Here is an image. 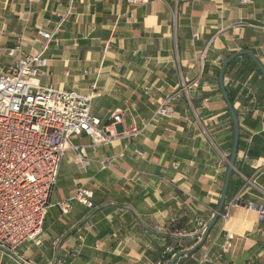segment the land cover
<instances>
[{"label": "crops", "instance_id": "crops-1", "mask_svg": "<svg viewBox=\"0 0 264 264\" xmlns=\"http://www.w3.org/2000/svg\"><path fill=\"white\" fill-rule=\"evenodd\" d=\"M68 1L0 0V45L19 33L27 50L38 54L45 44L38 30L53 33V12L64 11ZM55 38L40 83L83 96L96 84L93 115L105 125L119 110L123 121L115 129L143 131L130 143L98 149L87 135L73 138L91 165L84 171L72 152L63 160L43 233L19 253L30 264H153L166 247H177L172 224L184 222L181 229L194 239L220 204L233 141L219 73L241 50L253 51L264 65V0H182L177 9L159 0L139 8L125 0H78ZM242 57L224 81L243 142L226 201L243 197L212 229L207 246L215 242L218 250L229 234L232 248L222 264H264V224L248 209L264 193V81ZM170 97L177 99L175 117L155 116ZM250 149L260 157L248 156ZM107 158L117 160L103 169ZM239 173L254 176L258 188L242 191ZM80 187L93 190V208L70 201ZM60 203L70 206L69 214ZM203 253L178 264H199Z\"/></svg>", "mask_w": 264, "mask_h": 264}, {"label": "built area", "instance_id": "built-area-1", "mask_svg": "<svg viewBox=\"0 0 264 264\" xmlns=\"http://www.w3.org/2000/svg\"><path fill=\"white\" fill-rule=\"evenodd\" d=\"M77 1L69 0L64 11L53 12L57 19L53 33L38 30V35L45 40L38 54L28 52L21 42L20 46L8 52V56L16 57L14 64L6 73H0V261L7 259L12 264H30L21 256L19 248L28 241L37 243L42 235L59 169L68 154L73 153L72 160L84 171L91 165L92 160L85 148L74 145L73 138L87 135L91 138L93 147L98 149L114 145L116 141L130 143L143 131L137 127H132L129 131L115 129L123 121L119 110L111 113L112 123L103 125L91 111L96 84L89 96H83L76 91L67 92L40 83V76L49 64L44 54L49 50L50 44L59 42L55 34L63 29L74 14ZM156 1L158 0H125L131 8L143 7ZM159 1L177 9L182 0ZM175 20L174 16V25ZM176 100L172 97L166 99L157 107L155 116L173 119L176 115ZM116 160H102L101 168H112ZM239 175L244 181L242 191L258 188L253 180L254 176ZM75 191L71 202L75 201L86 208L94 207L93 190L80 187ZM242 197L240 194L237 198L226 201L220 216L223 223L228 220L231 210L239 207ZM260 201L249 203L248 209L256 210L260 223L264 224V193ZM59 206L65 215L70 213L71 208L66 203H60ZM215 212H212L211 217ZM208 225L202 224L196 230L197 242L202 239ZM176 234L179 240L193 236L186 229H181ZM208 240L202 247L204 253L198 263L222 264L225 254L232 248L233 236L228 234L218 250H215V242L207 246ZM178 248L186 250L181 242ZM172 252L174 249L171 246L166 247L165 255Z\"/></svg>", "mask_w": 264, "mask_h": 264}, {"label": "water", "instance_id": "water-1", "mask_svg": "<svg viewBox=\"0 0 264 264\" xmlns=\"http://www.w3.org/2000/svg\"><path fill=\"white\" fill-rule=\"evenodd\" d=\"M241 56H246L249 59H251L252 62L255 65H257L258 69L260 70V72L264 78V65H262L260 63V61L256 57L255 53L251 50L250 51L249 50H241V51L235 52V54H233L230 57H228L227 59H225L221 65L222 67H221L220 73H219L220 90L222 92V96H224V99L227 103L228 111H229L231 118H232V123L234 126V145H233L232 152L230 155L231 157H230V160L228 163L227 174H226V178H225V181L223 184V191H222L220 199H219V202H220L219 208L216 210L215 214L212 216V219L209 222V225H208L207 229L205 230L204 235L202 236V239L200 241H198L192 249H186V250L180 251V253H177L176 255H174V257L172 258V260L168 264H176L180 260V258L195 255L196 252H198L200 249H203L202 247H204V245L206 244L210 234L212 233L211 232L212 229L217 225V223L221 219L220 216L224 210L225 204L227 203L226 200H227V195H228L229 188H230L229 185L231 182V178H232L233 174L236 172L235 171V165H236V162L238 159L241 126H239L238 114L233 108V104L230 100V96H228V93H227V90L225 87L224 76H225V72L228 68V65L231 64L236 58L241 57Z\"/></svg>", "mask_w": 264, "mask_h": 264}, {"label": "trees", "instance_id": "trees-1", "mask_svg": "<svg viewBox=\"0 0 264 264\" xmlns=\"http://www.w3.org/2000/svg\"><path fill=\"white\" fill-rule=\"evenodd\" d=\"M242 58H244V60H245L246 62L251 63V65H253V69H254L255 73L257 74V77L260 78V80H263V81H264V78H263V76H262L260 70L258 69L257 65H255V64L252 62V60L249 59V58L246 57V56H243ZM237 60H239V58L235 59L231 64H229L227 70H228L233 64H235V62H236ZM227 70H226V72H227ZM227 93H228V92H227ZM228 96H230V100H231V102H232V104H233V103H234V98H233V96H231V94H228ZM229 116H230V115H229ZM231 126H232V141H233V143H232V145H231V150H230L229 156L231 155L232 148H233V145H234V126H233L232 121H231ZM240 137H241V136H240ZM262 137H264V135H262ZM258 139H260V137H256V136H255V137L253 138L252 141H254V143H256V144H259L260 141H259ZM242 148H243V142L240 141L239 151L242 150ZM262 151L264 152V149H262ZM247 155L250 156L251 158H253V157H255V158H259V157H260V156H258L259 154H258L257 152H256V153H255V152L251 153V149H250V150H247ZM263 155H264V154H263ZM230 157H231V156H230ZM235 168H236L237 170L239 169V165H238V163H236ZM234 177H235V174H233V176H232V178H231V182H230V185H229L230 188H229L228 196L230 195L231 191H232L233 188H234V180H233ZM224 181H225V180H224ZM218 208H219V206L217 207V209H218ZM217 209H216V210H217ZM183 227H184V222L181 221L179 224H177V223L172 224V225L170 226V230L173 231V232H179V230H180L181 228H183ZM180 240H181V241H180ZM180 240H179V242L177 243V247H173V249H174V253L165 255V251H166V248H165L164 251L160 254V256H159L157 259H154L153 264H157L158 262H162V263H164V264H168V263L172 260V258L174 257V255H176L177 253H180V251H183V249L178 248V244H179L180 242H181L182 245H184V248H185V249H192V248L195 246V244L197 243V241H196V237H194V239H180ZM200 250H202V249H200ZM200 250H199V251H200ZM199 251H198V252H199ZM196 253H197V252H196ZM196 253H195V254H196ZM192 256H194V255H192ZM190 257H191V256H189V257H182V258H180V260H179L176 264L180 263V261H181L182 259H184V258H190Z\"/></svg>", "mask_w": 264, "mask_h": 264}, {"label": "rangeland", "instance_id": "rangeland-1", "mask_svg": "<svg viewBox=\"0 0 264 264\" xmlns=\"http://www.w3.org/2000/svg\"><path fill=\"white\" fill-rule=\"evenodd\" d=\"M8 39H11V43L8 44H1L0 45V73L1 71L6 73L11 66L15 62L16 57H10L8 56V52L10 49L15 48L17 46H20L19 44H22L26 47V43L23 41L21 35L18 33L17 36L14 37H8ZM28 51V50H27ZM29 52V51H28ZM189 257V256H187Z\"/></svg>", "mask_w": 264, "mask_h": 264}]
</instances>
